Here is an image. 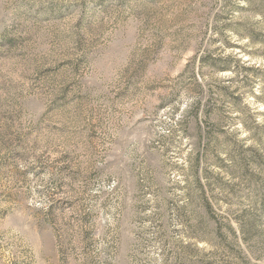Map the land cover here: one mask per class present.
I'll use <instances>...</instances> for the list:
<instances>
[{"label":"rangeland","instance_id":"374dc122","mask_svg":"<svg viewBox=\"0 0 264 264\" xmlns=\"http://www.w3.org/2000/svg\"><path fill=\"white\" fill-rule=\"evenodd\" d=\"M0 264H264V0H0Z\"/></svg>","mask_w":264,"mask_h":264}]
</instances>
